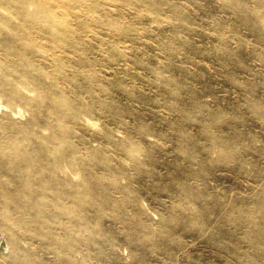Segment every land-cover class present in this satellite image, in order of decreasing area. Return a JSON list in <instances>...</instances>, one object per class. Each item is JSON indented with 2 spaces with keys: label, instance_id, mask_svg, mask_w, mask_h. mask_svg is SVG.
Here are the masks:
<instances>
[{
  "label": "rangeland",
  "instance_id": "obj_1",
  "mask_svg": "<svg viewBox=\"0 0 264 264\" xmlns=\"http://www.w3.org/2000/svg\"><path fill=\"white\" fill-rule=\"evenodd\" d=\"M54 6L0 7V264H264V0Z\"/></svg>",
  "mask_w": 264,
  "mask_h": 264
},
{
  "label": "bare ground",
  "instance_id": "obj_2",
  "mask_svg": "<svg viewBox=\"0 0 264 264\" xmlns=\"http://www.w3.org/2000/svg\"><path fill=\"white\" fill-rule=\"evenodd\" d=\"M55 0H0V7L4 9L10 20L13 35H27L30 39L39 37L44 28L51 27L55 18ZM53 26V25H52ZM52 36L54 29L51 27ZM17 40V39H16ZM0 226V249L9 248V242Z\"/></svg>",
  "mask_w": 264,
  "mask_h": 264
}]
</instances>
